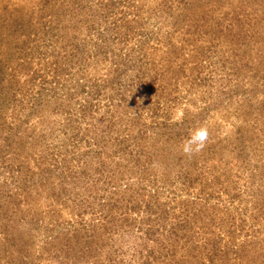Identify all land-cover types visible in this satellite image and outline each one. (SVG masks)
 <instances>
[{
	"label": "rangeland",
	"instance_id": "374dc122",
	"mask_svg": "<svg viewBox=\"0 0 264 264\" xmlns=\"http://www.w3.org/2000/svg\"><path fill=\"white\" fill-rule=\"evenodd\" d=\"M0 264H264V0H0Z\"/></svg>",
	"mask_w": 264,
	"mask_h": 264
},
{
	"label": "clouds",
	"instance_id": "9594fccd",
	"mask_svg": "<svg viewBox=\"0 0 264 264\" xmlns=\"http://www.w3.org/2000/svg\"><path fill=\"white\" fill-rule=\"evenodd\" d=\"M210 139L211 133L206 125L196 128L183 142V153L189 157L200 153L210 142ZM153 166H156L155 162Z\"/></svg>",
	"mask_w": 264,
	"mask_h": 264
}]
</instances>
